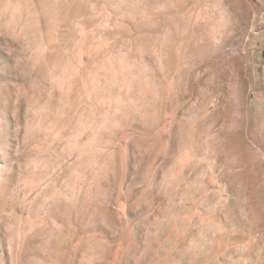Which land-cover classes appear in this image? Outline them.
I'll use <instances>...</instances> for the list:
<instances>
[{"label":"rangeland","instance_id":"1","mask_svg":"<svg viewBox=\"0 0 264 264\" xmlns=\"http://www.w3.org/2000/svg\"><path fill=\"white\" fill-rule=\"evenodd\" d=\"M263 9L0 0V264H264Z\"/></svg>","mask_w":264,"mask_h":264},{"label":"crops","instance_id":"2","mask_svg":"<svg viewBox=\"0 0 264 264\" xmlns=\"http://www.w3.org/2000/svg\"><path fill=\"white\" fill-rule=\"evenodd\" d=\"M264 2V0H263ZM264 12V9H263ZM261 23L263 25L264 28V18L261 20ZM256 46L258 47V51L260 54L259 57V68L262 72H264V29L262 31V34L260 35V39L258 41L255 42ZM261 47V48H260Z\"/></svg>","mask_w":264,"mask_h":264}]
</instances>
